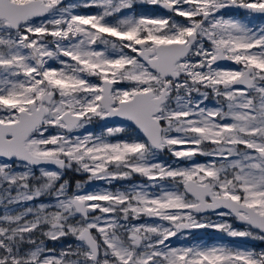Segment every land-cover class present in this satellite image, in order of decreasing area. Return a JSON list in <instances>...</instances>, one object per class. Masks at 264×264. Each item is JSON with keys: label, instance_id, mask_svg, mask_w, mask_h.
I'll use <instances>...</instances> for the list:
<instances>
[{"label": "snow or ice", "instance_id": "obj_1", "mask_svg": "<svg viewBox=\"0 0 264 264\" xmlns=\"http://www.w3.org/2000/svg\"><path fill=\"white\" fill-rule=\"evenodd\" d=\"M137 2L0 0V264H264L169 243L264 241V0ZM68 171L147 183L71 191Z\"/></svg>", "mask_w": 264, "mask_h": 264}, {"label": "rangeland", "instance_id": "obj_2", "mask_svg": "<svg viewBox=\"0 0 264 264\" xmlns=\"http://www.w3.org/2000/svg\"><path fill=\"white\" fill-rule=\"evenodd\" d=\"M72 2H76V0H65V3H72ZM82 11H96V9H82ZM135 11L136 13H144L147 15H163V10H157L154 6L148 5V4H142L139 3V0L137 2V5L135 7ZM263 22H258L255 23L257 25H260L261 23H264V20H262ZM252 23H254L252 21ZM50 63L52 64L53 67H58L59 64L56 61H50ZM231 67H234V65H229ZM212 104V100H209V106H211ZM102 122H93L92 125L89 126V130H94V131H100V126H101ZM83 131V130H81ZM76 134H80V133H76ZM159 158L162 160H165L168 163H171L173 165L177 164V163H181L183 164L184 162H177L173 157H171V155L167 152H164L162 154L159 155ZM197 162H205L208 158L204 157V156H197L194 158ZM53 167V166H51ZM71 171H69L70 173ZM72 173L74 174V181L70 184V190L71 191H76V183L79 181L82 185V188L80 189L81 192H90V191H96V190H105V189H109V190H116V189H122V188H128L129 186L133 185V184H142V183H147V181H145V179L143 177L140 176H133L131 179L128 180H113L111 182L105 181V180H92L91 182L88 181V177L87 174L84 173H75L74 171H72ZM155 189H153L154 191ZM50 198L49 197H43L41 199V201L39 202H49ZM0 211H2V209H0ZM212 219H215L214 216H212ZM140 222H144L143 219H141ZM236 227H240V225H236ZM195 239L197 242H207V243H228V244H238L240 246L243 247H248V248H254L257 251H260L262 249H264V241H260V240H252V239H241V238H237L236 240H233L232 238L226 237L224 236V234L222 233H217L214 232L211 229H203V230H198L196 232L193 233L192 237H189L187 240H185V238L181 235H177L175 237L170 238L169 243L172 246H181L185 243H191L192 240ZM74 242V238L72 237H67L62 239L61 241H57V242H53V241H46L47 247L49 248H55L57 251H59V249L68 244V243H73Z\"/></svg>", "mask_w": 264, "mask_h": 264}, {"label": "flooded vegetation", "instance_id": "obj_3", "mask_svg": "<svg viewBox=\"0 0 264 264\" xmlns=\"http://www.w3.org/2000/svg\"><path fill=\"white\" fill-rule=\"evenodd\" d=\"M156 8V7H155ZM157 10H161V9H158L156 8ZM242 12V10H241ZM229 14H232V15H237L236 11L235 10H230L229 11ZM250 19L251 21H253L254 23H258V22H263L262 20H264V16H260V15H254V16H250ZM236 225H239V224H236ZM203 230V229H202Z\"/></svg>", "mask_w": 264, "mask_h": 264}, {"label": "trees", "instance_id": "obj_4", "mask_svg": "<svg viewBox=\"0 0 264 264\" xmlns=\"http://www.w3.org/2000/svg\"><path fill=\"white\" fill-rule=\"evenodd\" d=\"M64 179L68 180L69 183H72L74 181V174L72 173V171L70 173L69 171L66 172V174L64 175Z\"/></svg>", "mask_w": 264, "mask_h": 264}, {"label": "water", "instance_id": "obj_5", "mask_svg": "<svg viewBox=\"0 0 264 264\" xmlns=\"http://www.w3.org/2000/svg\"><path fill=\"white\" fill-rule=\"evenodd\" d=\"M141 135H142V134H141ZM53 167H54V166H53ZM236 224H238V223H236ZM199 230H202V229H199ZM196 231H198V230H196ZM196 231H195V232H196Z\"/></svg>", "mask_w": 264, "mask_h": 264}]
</instances>
